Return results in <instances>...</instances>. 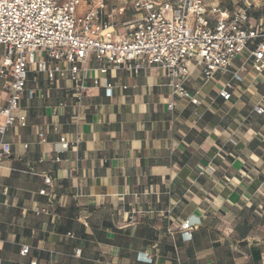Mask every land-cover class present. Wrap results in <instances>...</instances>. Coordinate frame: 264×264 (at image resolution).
<instances>
[{"label": "crops", "instance_id": "0c3cea01", "mask_svg": "<svg viewBox=\"0 0 264 264\" xmlns=\"http://www.w3.org/2000/svg\"><path fill=\"white\" fill-rule=\"evenodd\" d=\"M100 65L93 55L87 64L112 95L92 80L79 95L69 78L29 73L17 111L26 125L3 136L0 264H264V72L248 64L226 101L231 75L204 81L195 70L194 105L158 68ZM61 137L69 148L58 153ZM189 218L200 224L185 240Z\"/></svg>", "mask_w": 264, "mask_h": 264}, {"label": "built area", "instance_id": "2783aa9c", "mask_svg": "<svg viewBox=\"0 0 264 264\" xmlns=\"http://www.w3.org/2000/svg\"><path fill=\"white\" fill-rule=\"evenodd\" d=\"M109 1L94 5L93 0H0V157L11 153V144L3 140L7 130L17 121L26 125V118L18 117L17 111L31 70L44 73L50 82L69 78L79 95L89 88V80L112 95L107 77L90 74L87 64L92 55L101 63L102 74L110 69L138 73L155 67L166 72L174 95L194 105L201 101L187 82L195 70L204 81L230 74L219 91L226 101L231 100L235 82L242 81L240 72L248 64L264 72V22L252 25L247 10L206 0H130L129 7L125 1L108 11ZM128 9L134 17L124 21L121 34L113 17ZM244 53V62L233 70V62ZM28 98H34L33 90ZM255 111L264 113V105H256ZM68 148L66 137H61L57 152ZM45 182L51 183V177H45ZM197 224L198 218H189L180 225L185 240L192 239L191 229ZM29 250L23 246L22 255Z\"/></svg>", "mask_w": 264, "mask_h": 264}, {"label": "rangeland", "instance_id": "374dc122", "mask_svg": "<svg viewBox=\"0 0 264 264\" xmlns=\"http://www.w3.org/2000/svg\"><path fill=\"white\" fill-rule=\"evenodd\" d=\"M125 1L128 7L130 5V0H110L108 2V11L111 9H117L120 6L124 5ZM207 2L219 3L229 9H244L248 11V14L253 18L264 21V0H206ZM94 5H96L99 0H93ZM131 10H127L123 15L115 14L113 19L114 23L118 24L119 31H122L124 21L130 20L133 18ZM246 56V54H244Z\"/></svg>", "mask_w": 264, "mask_h": 264}]
</instances>
